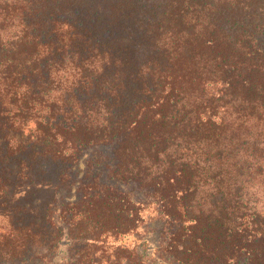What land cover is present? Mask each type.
<instances>
[{
	"label": "trees",
	"instance_id": "trees-1",
	"mask_svg": "<svg viewBox=\"0 0 264 264\" xmlns=\"http://www.w3.org/2000/svg\"><path fill=\"white\" fill-rule=\"evenodd\" d=\"M0 264H264V0H0Z\"/></svg>",
	"mask_w": 264,
	"mask_h": 264
}]
</instances>
